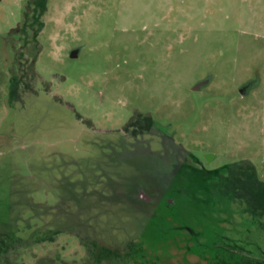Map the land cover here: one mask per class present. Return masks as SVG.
Wrapping results in <instances>:
<instances>
[{"label": "rangeland", "instance_id": "1", "mask_svg": "<svg viewBox=\"0 0 264 264\" xmlns=\"http://www.w3.org/2000/svg\"><path fill=\"white\" fill-rule=\"evenodd\" d=\"M28 1L0 0V219L23 204L61 232L0 264H84L65 231L81 221L122 255L101 264H197L234 245L264 257V217L202 198L160 139L120 131L150 115L205 168L247 159L264 180V0H46L41 28ZM23 71L35 88L11 99Z\"/></svg>", "mask_w": 264, "mask_h": 264}, {"label": "trees", "instance_id": "2", "mask_svg": "<svg viewBox=\"0 0 264 264\" xmlns=\"http://www.w3.org/2000/svg\"><path fill=\"white\" fill-rule=\"evenodd\" d=\"M45 10L46 0H29L26 4L24 23L30 17H33L38 21L39 28H41L42 21H39V19ZM33 80L34 76L25 71L12 73L9 79V97L11 99L19 98L26 93L30 95L35 88ZM124 130L130 136H142L153 133L161 134L160 143L162 145V152H160V156H164L173 162V171L178 178L180 172L189 174L197 183L195 193L200 194L202 198L222 200L229 207L233 203H238L241 204L243 212L256 218L264 217V180L258 178L256 168L249 160L242 159L212 169L201 167L198 164L199 158L182 144L175 143L173 138L166 133V127L154 121L149 115L137 114L124 126ZM191 196L192 198L196 197L194 194H191ZM113 197H116L113 193L106 196L108 200H112ZM122 197H125V195ZM163 200L164 207H171L177 203L175 199L172 204L166 199ZM37 206L34 204L31 207L35 209ZM15 207L11 205V209H15L12 215L0 219V256H3L6 263L9 261V250L15 245L29 246L35 243V241H51L58 232H61L56 229L42 233L43 227H41L39 221V216L41 215L38 212L36 213L29 206L26 207L23 204ZM148 214L153 216L155 213L148 210ZM88 221L90 222V220ZM78 223L79 226H76V228H66L65 231L76 233L81 240L82 246L90 248L92 257H89L90 260H87L84 264H90V261L91 264H101L103 260L110 262L113 256H115V260L121 258L122 255L116 248L103 246L88 234L85 226L90 223L82 221ZM179 228L186 229L184 226ZM188 229L190 234L196 236L195 231H192L190 228ZM90 244L92 247H90ZM230 249L231 252L222 257L216 254L209 255L208 257L199 256L197 264L202 263L203 259H205V264H264V257L250 256L248 251H245L244 248L238 245H234ZM124 261L127 263L131 262L130 259Z\"/></svg>", "mask_w": 264, "mask_h": 264}, {"label": "flooded vegetation", "instance_id": "3", "mask_svg": "<svg viewBox=\"0 0 264 264\" xmlns=\"http://www.w3.org/2000/svg\"><path fill=\"white\" fill-rule=\"evenodd\" d=\"M136 116V115H135ZM135 116H133L128 122H130ZM150 116V115H149ZM151 117V116H150ZM127 122V124H128ZM122 133H124L123 135L125 136H128L131 140H134V141H141V142H144L148 148H152L151 147V144H150V137H156L157 139H160L161 141V134H158V133H153V134H145V135H149L150 137L149 138H145V135H142V136H130L129 134H126L125 133V130H124V127L120 130ZM121 133V134H122ZM171 136V135H170ZM172 137V136H171ZM173 138V137H172ZM174 140V139H173ZM175 142V141H174ZM176 143V142H175ZM198 164L201 166V167H204L203 164H202V161L199 159L198 161ZM205 168V167H204ZM150 196V195H149ZM151 200L153 199L152 196H150ZM144 201V200H143ZM148 202V201H147ZM172 204V203H171Z\"/></svg>", "mask_w": 264, "mask_h": 264}, {"label": "water", "instance_id": "4", "mask_svg": "<svg viewBox=\"0 0 264 264\" xmlns=\"http://www.w3.org/2000/svg\"><path fill=\"white\" fill-rule=\"evenodd\" d=\"M73 54L75 55V52H74ZM200 85H201V83H199V84L196 86V88L198 89V88L200 87ZM137 196H138L139 199L144 200V201H150V200H151L150 196L147 195L146 193H144L143 190H140V191L138 192V195H137ZM167 201H168L169 203H173V199H168Z\"/></svg>", "mask_w": 264, "mask_h": 264}]
</instances>
